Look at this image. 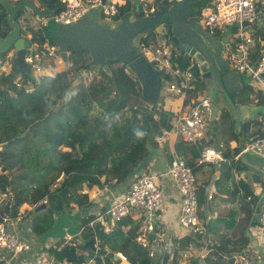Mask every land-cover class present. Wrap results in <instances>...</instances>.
<instances>
[{
  "label": "trees",
  "instance_id": "obj_1",
  "mask_svg": "<svg viewBox=\"0 0 264 264\" xmlns=\"http://www.w3.org/2000/svg\"><path fill=\"white\" fill-rule=\"evenodd\" d=\"M171 1L155 0L146 10L168 5ZM50 2L53 9L61 6L59 0ZM131 2L132 0H125L119 5V11L127 10ZM208 2L209 0H194L191 5L199 13ZM139 8L140 11L135 16L144 12L141 2ZM5 16L4 9L0 6V36L9 29ZM16 16V20L20 22V15ZM254 27L257 33H262L264 39V25ZM20 34L25 37L29 34V41L38 44L46 39L41 28H32L27 23L20 28ZM145 35L141 36L140 41ZM88 61L89 56L85 50L69 48L67 65L52 76L45 75L36 82L33 81L31 90H25V87L30 86V82L28 85L26 83L27 78L19 80V85L15 81L10 82L13 68L8 74L0 75V192H7L10 197L0 202L1 215L14 217L20 214L22 206L32 205L44 196L47 201L43 210H63L66 205L72 204L77 208L88 206L91 198L79 191L81 184L88 187L99 185L106 182L105 176L115 177V183L125 179L148 155V150L154 146L161 128L169 127L168 115L157 104L161 96L158 94L154 104L136 103V98L142 100L139 83L129 70L124 71L125 62L117 59L107 60L110 74L97 67L101 76L94 72L86 83L80 81L77 88H73L59 101L73 78V71H78L82 76L86 68L91 70L96 67L89 65ZM178 62L185 64V61ZM164 78H158L160 85ZM197 86L200 88L202 83L199 82ZM238 99L245 102L253 100L255 105L264 104V92L256 89L253 94ZM88 115L91 127L86 129ZM262 122L264 113L258 118H251L244 125L243 139L247 141L249 135L254 137L263 134L264 129L259 130ZM249 124L257 125V128L246 133ZM60 145L63 146L62 149H58ZM223 154L234 159L233 154L227 150ZM41 157L44 158L43 161ZM185 160L194 171V161ZM69 171L73 173L69 174L67 183L63 182L49 190L48 186L58 175ZM96 176L99 180L102 176V180L99 181ZM240 187L243 196L249 197L253 202L249 212L255 210L259 205L256 204L257 196L246 182H241ZM197 199L198 205L205 200L201 191L197 192ZM39 209L41 208L36 211ZM34 210L33 207L27 213L35 212ZM45 216L47 214L31 219L33 231L38 233L46 228ZM91 218L90 214L80 218L79 225L83 228L76 237L71 238L72 244L63 242L62 237L57 242L58 245L62 242L59 247L48 246L43 249L57 262L82 264L87 258H92V264H117L119 258L116 253L119 252L126 257V262L118 264H148L144 246L135 240L139 224L133 223L134 219L128 214L122 216L116 226L107 232L103 231L98 222L88 226ZM123 226L127 227L123 229ZM94 238L98 246L107 249L104 253H97L84 246L86 240L94 241ZM242 240L241 247L246 249V239L242 237ZM188 241L197 243L193 235L187 234L165 246L172 249L174 264H178L176 252L184 249ZM84 251L87 257L83 254ZM234 252L225 254L214 264H231Z\"/></svg>",
  "mask_w": 264,
  "mask_h": 264
},
{
  "label": "crops",
  "instance_id": "obj_2",
  "mask_svg": "<svg viewBox=\"0 0 264 264\" xmlns=\"http://www.w3.org/2000/svg\"><path fill=\"white\" fill-rule=\"evenodd\" d=\"M35 4L42 7L44 2L42 0H32ZM125 0H118L119 5L123 4ZM167 1V0H166ZM194 1V0H193ZM192 1V4H193ZM258 6L261 7L262 13L261 15L255 20L257 21V25L255 22L246 24L242 26L243 32V42L246 44L250 57L254 58L258 55V52L261 48L262 43L264 42L262 39V33H257L256 28L254 26H262L264 25V0H257ZM172 2V1H171ZM132 4V2H131ZM51 5V2H50ZM169 5V4H168ZM193 7V6H192ZM51 9L53 12V8L51 5ZM195 12V17L197 20L203 25V20L199 13H197V8L193 7ZM150 11V9H144V12ZM28 25L32 24V20H34L35 24L37 25L36 28L40 24H38L39 20L34 14H29L28 16H22ZM193 17L192 14L188 15V18ZM159 27V26H158ZM203 27H205L203 25ZM21 28V27H20ZM156 28V27H155ZM209 27H206V29ZM212 31H226L231 30L234 32L237 30L235 25H228L224 27L222 30L217 29H210ZM221 32V33H222ZM149 33V32H148ZM147 34V33H146ZM30 36V35H28ZM26 36L27 38H29ZM144 36V35H143ZM235 36V35H234ZM231 42V46L233 48L236 39H229ZM172 47V46H171ZM173 48V47H172ZM176 50V49H175ZM174 51L176 54L177 60L182 62L192 61L191 59H185L181 57L177 51ZM226 52V51H225ZM226 55V54H225ZM42 70L45 75H53V71L61 70L64 65L61 62H54L51 64H47V60H42ZM44 75V76H45ZM163 72H161V79L163 78ZM89 78V77H88ZM168 80L169 78L165 76L163 83H161V87L165 86V89L168 91L161 92L159 89V95L161 96V100L157 103L165 112L166 116L168 115V125L167 129L164 127L161 128L159 136L156 137V141L154 146H151L148 150L149 158L147 161H143L141 165H139L134 171L128 175L125 179L115 183V177L107 178L105 176L106 182L104 184L107 185V189L104 192L98 190L94 199H90L91 206H95L98 209L95 213H90V217H92L88 221V226H91V223L100 222V218H103L109 230L113 226H116L117 222H111L110 219L105 215V211L109 207L111 201L110 191L113 194L124 193L130 182L133 181L136 177L143 173H150V174H158L157 181L158 187L161 191V201L160 206L157 210L151 215H147L145 211H141L140 209H131L128 215L134 219L133 223H138L139 227L142 224L146 223L147 221H152L154 223V229L151 230L153 234V238L147 239V247H144L146 250H151L152 256L149 257L148 255V264H163L162 263V254L164 251L165 246L171 245L173 240L182 238L187 234L185 228H183L178 222V213H179V205H180V195L178 194L173 182L163 174V172L167 166V164L173 158H181L187 159L191 162L194 161L195 156L197 155L200 147L202 144L209 145H217L221 143L224 147V150H227L230 154H235V148H238V138L235 134V131L232 127V114L225 113L226 115L223 117H218L217 115H213L211 113L210 108V115L207 117V122L205 126V140L201 141L200 143H187L182 140L178 134H176L173 130L171 131V124L173 118L176 114L180 112H185L189 103L190 99L188 95H195L197 92H203L208 98L209 95L205 91L204 79L198 77L194 82V85L199 82L202 83V86L199 88L196 84V87L193 85L192 88L189 90L186 96L182 98L180 95H175L168 89ZM206 82V81H205ZM164 84V85H163ZM206 86V85H205ZM253 87L247 89L243 88L242 91L237 94L236 99L233 100L234 104H252L255 105L253 100L251 102L240 101L238 97H247L249 94H253L256 90L255 85ZM210 99V98H209ZM212 103V101L210 100ZM154 104V103H153ZM219 111L220 109V100L215 102ZM260 110L262 112L256 113L252 115L247 122L253 117H259V115L264 113V104H259ZM218 113V112H217ZM155 118L157 117L154 115ZM247 122L244 124L246 125ZM257 125H248V129L246 133H250L251 131L256 130ZM264 129V122L260 125L259 130ZM163 130H167L163 132ZM243 135L240 136L241 144L246 142L243 138L245 137L244 126H242ZM252 137V135L247 136V138ZM185 146V147H184ZM191 147H193L191 149ZM245 162L254 164L259 166L264 171V159L257 155L254 152L247 151L245 156ZM234 160V159H233ZM186 161V160H185ZM235 162L241 164L239 162V158H235ZM194 169V180H195V187L196 193L201 191L204 196L205 200L202 202L201 205H198V216L201 223L204 226V230L206 232V237L208 238V242L203 243L199 239V237L193 235L195 237V241L197 243H192L190 241L187 242L185 248H181L180 251L176 252V258L178 264H214L215 261L219 260L225 254L234 251H244L248 254L253 262V264H264V256L260 257V254L256 251V249L252 246V244L248 241L247 230L251 235L255 234L257 242L254 243L260 247L264 251V224H262L257 217L256 210H250L249 208L253 204L250 201L249 197H244L241 192L240 183L246 182L248 186L253 191V194L256 196L264 190V177H259L257 180H251V172L250 168H246L242 166L241 168H237L235 166L227 165L222 170L218 168H214L212 165L208 163L203 165H195ZM237 175V176H235ZM102 180V176L100 177ZM263 184V185H262ZM211 192V197H206V192ZM249 202L248 204L246 202ZM27 205V204H26ZM70 208L74 209V214L78 212L77 207L71 205ZM24 209V212L17 218V222L14 224V227L9 226L7 230L13 233L18 239L24 240L29 244V249L27 251H23L20 253L11 254L5 248H0V264H35L34 260L38 256H42L43 254L48 260H50L53 264H67V262H57L55 261L46 250L48 246H56L59 247L61 243L55 242L53 244L45 245L42 243L40 247H33V245L28 240V236L30 234L29 231H32V234H37L36 231H33L30 225V221H28L30 214L27 213V207L22 206L20 208ZM85 214V215H88ZM82 215V216H85ZM102 215V217H100ZM81 216V217H82ZM28 221V222H27ZM80 220H78V226L75 233L69 234L71 238L74 236L76 237L82 230L83 227L79 225ZM80 226V227H79ZM20 227V228H19ZM127 226H123V229ZM138 227V228H139ZM260 227V228H258ZM103 229V227H102ZM248 231V232H249ZM258 231H261V239L258 240ZM68 235V234H66ZM254 236V235H253ZM242 237L246 239V249L245 247H241L243 244ZM79 239V238H78ZM94 242L97 240L94 238ZM202 245V246H201ZM98 246V245H97ZM100 247V246H99ZM101 248V247H100ZM105 248V247H104ZM103 248V250H104ZM102 249V248H101ZM171 249V248H170ZM105 252V250H104ZM172 252V249H171ZM171 252L166 259L164 264H174L171 257ZM183 253L186 256H183ZM220 256V257H218ZM218 257V258H217ZM125 263V262H122Z\"/></svg>",
  "mask_w": 264,
  "mask_h": 264
},
{
  "label": "built area",
  "instance_id": "obj_3",
  "mask_svg": "<svg viewBox=\"0 0 264 264\" xmlns=\"http://www.w3.org/2000/svg\"><path fill=\"white\" fill-rule=\"evenodd\" d=\"M14 2L16 0H8ZM61 6L54 9L48 18L56 22L70 23L84 14L90 7L100 6V15L103 19L113 20L119 16L118 0H59ZM170 1V0H167ZM203 23L207 24L210 29L222 30L228 25L239 24L235 31L234 50H228L226 58L231 68L242 74H249L255 82V88L264 92V46L260 48L258 55L252 59L249 50L243 42V28L241 23L248 21L253 23L262 13L261 7L258 6L257 0H211L207 7ZM152 10V8H150ZM40 21L38 22V24ZM208 29V28H207ZM212 31V30H211ZM31 47L26 49L24 59L29 64L30 73L33 72V78L30 86L25 90H31L33 81H37L46 73L42 70V60H47L49 64L61 62L58 47L48 40H44L40 44L31 43ZM141 53L145 58L158 66V71L169 78L168 89L175 95L182 98L187 95L194 85L199 75L195 73L196 65L193 61L185 62L181 65L174 54L170 43V35L167 30L159 26L153 28L140 41ZM14 61V49L0 53V75L8 74L12 68ZM128 72L127 67L124 68ZM164 77V76H163ZM20 84L18 80L15 81ZM190 103L185 112L176 114L171 124L173 130L178 136L187 143H200L205 138V126L207 117L210 115V100L203 92H197L195 95H188ZM167 130H163L166 132ZM1 148V145H0ZM223 145L202 144L197 155L194 158L195 165H203L206 163H222L228 158L223 154ZM254 152L264 159V133L250 137L233 156L238 157L243 152ZM160 174L166 175L174 184L178 194L180 195V205L178 213L179 224L187 230L191 235L199 237L203 243L208 242L204 226L198 216V199L195 187L194 172L192 167L181 158H173L166 166L165 170ZM158 174L143 173L130 182L124 193L113 194L110 191L111 201L107 210L104 212L111 222H117L120 218L129 213L133 208L145 211L147 215H151L158 209L161 201V191L158 187ZM237 176V175H235ZM57 185L54 182L50 190ZM103 191L108 190L106 184H101ZM85 192V190H82ZM89 197L93 199L96 192H89ZM6 197L5 192H0V200ZM206 197H211V192H206ZM46 196L38 200V203H46ZM256 214L258 220L264 224V203L258 205ZM102 217V215L100 216ZM0 248H5L11 254L21 251H27L29 244L18 239L7 228L15 223L14 217L0 214ZM14 223V224H13ZM100 225L104 231H109L103 218H100ZM93 224V223H91ZM152 221H147L137 229L135 240L144 247H147V239L152 230ZM260 228V227H258ZM258 240L261 239V231H258ZM255 235V234H254ZM260 241V240H259ZM63 242L71 243V236L65 235ZM202 246V245H201ZM104 250H106L104 248ZM151 250H147V255L152 256ZM35 258V264H53L43 254ZM119 258L118 263L126 262V257L121 253H116ZM183 256H186L183 253ZM92 258H88L82 264H92ZM73 264V263H67ZM231 264H253L251 258L244 251L234 252Z\"/></svg>",
  "mask_w": 264,
  "mask_h": 264
},
{
  "label": "water",
  "instance_id": "obj_4",
  "mask_svg": "<svg viewBox=\"0 0 264 264\" xmlns=\"http://www.w3.org/2000/svg\"><path fill=\"white\" fill-rule=\"evenodd\" d=\"M42 7L35 4L32 0H0V6L5 12V23L9 27L7 32L0 36V53L14 49V64L10 75L12 82L19 72L30 74L29 64L24 56L26 49L31 47V42L24 35L20 34V24L16 20V15L28 16L34 14L42 22V31L48 40L56 44L59 49V55L64 65L67 64L68 49L76 51L85 50L89 56V65H94L105 73L110 74L107 63L109 59H117L125 62L128 70L135 76L139 83L140 96L148 104L155 103L159 89L161 87L158 80V66L151 64L141 53L140 38L142 35L150 32L153 28L162 26L170 35L171 46L177 53L185 59H191L195 62L196 68L201 79H205V85L208 88V95L211 113L218 117L225 116L226 112L232 114V127L238 138V148L241 147L240 136L243 135L242 126L254 114L262 112L260 106L248 104H234L237 94L243 88H251L253 79L248 78V74H242L231 68L225 55V51L234 48L229 39H234V32L226 30L224 32H215L203 27L195 17L192 8L193 0H172L169 5L157 6L153 12H143L135 16L140 11V0H132L129 8L121 12L117 19H103L100 15V6L90 7L75 21L70 23L56 22L52 19H46L52 13L50 0H42ZM105 0H100L103 3ZM144 11V9H143ZM192 14L193 17L188 18ZM243 21L241 26L249 24ZM239 24H235L237 28ZM222 32V33H221ZM264 41V40H263ZM264 46V42L261 48ZM87 75L89 70L85 69ZM264 76L263 73H261ZM81 80L78 71H73V78L64 89L60 100L62 101L72 88H77ZM220 100V110L215 102ZM218 112V113H217ZM209 145V143H208ZM246 152L241 153L239 163L232 159L222 163H208L214 168L222 170L227 165L241 168L242 166L250 168L251 180L264 177V171L251 163L245 162ZM264 203V190L257 195L256 204ZM44 204L36 206L43 208ZM1 222V219H0ZM152 229L154 223L152 222ZM249 228L247 230L248 241L260 254L264 256V251L258 247L255 235H251ZM153 238V234H149ZM84 246L97 253H104L101 248H96L91 240H86ZM171 252L170 247H165L162 254V263L166 262Z\"/></svg>",
  "mask_w": 264,
  "mask_h": 264
},
{
  "label": "rangeland",
  "instance_id": "obj_5",
  "mask_svg": "<svg viewBox=\"0 0 264 264\" xmlns=\"http://www.w3.org/2000/svg\"><path fill=\"white\" fill-rule=\"evenodd\" d=\"M211 0H209V2H210ZM140 2H141V6H142V8H144V9H146L147 8V6L149 5V4H153L154 2H155V0H140ZM208 2V3H209ZM208 5V4H207ZM207 5L206 6H204V7H202V9H201V11H200V13H199V16H201V18H203L204 17V15H205V13H206V11L208 10L206 7H207ZM17 17V16H16ZM49 16H46V19H51V18H48ZM18 18H19V16H18ZM19 20H20V22H19V24H20V27H24L25 25H26V21H25V19H23L22 17H20L19 18ZM39 21H40V19H38ZM53 20V19H52ZM30 22H32V24H30V26L32 27V28H36V24H35V22H34V20H32V21H30ZM41 22V21H40ZM255 24L257 25V21L255 22ZM204 26H205V28L206 27H208V25L207 24H203ZM158 28V27H157ZM27 36L29 35V34H26ZM175 50V49H174ZM176 51V50H175ZM228 53V50L225 52V54H227ZM47 64L49 65V63L47 62ZM97 67H94V68H92L91 70H89V72H88V74L87 75H82V78H81V80L80 81H83L84 83H86L87 82V80H88V77H90L92 74H94V72L97 74V75H99V76H101V74L99 73V69H97ZM55 72H57V71H55ZM54 71H53V75H54V73H55ZM249 75V74H248ZM33 72L32 73H30L29 75H27V74H25V73H22V72H19L17 75H16V77H15V81L16 80H21V79H25V78H27V85L29 84V82L31 81L30 79H32L33 78ZM248 78L250 79L251 77L250 76H248ZM252 79V78H251ZM252 83V85H255V82L254 81H252L251 82ZM204 85V87H205V91H206V93H208V88H207V85L205 86V79H204V83H203ZM164 85V84H163ZM28 90V89H27ZM73 90V88L72 89H70V91H72ZM69 91V92H70ZM160 91L161 92H163V91H166L167 93H168V91L165 89V86L164 87H162L161 89H160ZM143 100V99H142ZM142 100H139L138 98H136L135 99V102L136 103H138V102H144V104H145V102L146 101H142ZM95 110H93V112H94ZM91 112L89 111V114H90ZM87 123H88V128L86 127V129H89L90 127H91V121H90V116L88 115L87 116ZM63 148V146L62 145H60V146H58V149H62ZM149 158V155H147L143 160H142V162L143 161H147V159ZM41 160L43 161L44 160V158L43 157H41ZM142 162H140L139 164H138V166L139 165H141V163ZM137 166V167H138ZM73 173V171H69V172H67V173H65V174H62V178H61V180H60V183H67V181L69 180V178H70V176H69V174H72ZM59 176H61V175H59ZM58 176V177H59ZM103 182V181H102ZM104 183V182H103ZM81 190H85V192H86V194H87V196L89 197L90 195H89V192H92V191H95L96 192V194H97V192H98V190H100L101 192H104L101 188H100V186L99 185H92V186H90V187H88V186H86L84 183L83 184H81V188H80ZM94 199V198H93ZM40 204H43V203H36V204H33V205H31V204H27V205H24L25 206V208L27 207V210L28 211H30L33 207H34V209L36 208V206H38V205H40ZM73 205V204H72ZM110 205V204H109ZM23 210L24 209H21V211H20V216L22 215L21 214V212L23 213ZM35 212H32V213H29L30 214V216H29V218L30 219H28V221H30L31 222V219H33L34 217H37V216H43V215H46L47 214V216H45V226H46V228L43 230V231H40V232H38L37 234H32V231H29L30 232V234H29V236H28V240L30 241V243L33 245V247H40L41 245H42V243L43 244H45V245H49V244H53V243H55V242H58V240H59V238H62V237H64L66 234H74L75 233V231L77 230V224H78V220H80V218H81V216L82 215H85V214H88V212H90V213H95V212H97L98 211V209L97 208H95V206H91V205H88V206H83V207H80L79 209H78V212L76 213V215L74 216V215H72V214H74V209H72V208H70V206H65V208H63V210H60V209H54V210H50V209H48V210H43V208H41V209H39L38 211H36V209L34 210ZM142 211V210H141ZM23 216V215H22ZM48 217V218H47ZM109 218V217H108ZM13 221H14V223H16L17 222V220H15V219H13ZM27 221V222H28ZM13 223V224H14ZM12 227H14V225L12 226ZM20 228V227H19ZM256 237V236H255ZM106 249V248H105ZM107 250V249H106ZM21 252H23V251H21ZM18 253H20V252H18ZM86 257H87V254H86V252L84 251V253H83ZM248 255V254H247ZM249 256V255H248ZM250 257V256H249Z\"/></svg>",
  "mask_w": 264,
  "mask_h": 264
},
{
  "label": "clouds",
  "instance_id": "obj_6",
  "mask_svg": "<svg viewBox=\"0 0 264 264\" xmlns=\"http://www.w3.org/2000/svg\"><path fill=\"white\" fill-rule=\"evenodd\" d=\"M121 13V12H120ZM24 19V18H23ZM117 19V18H116ZM255 22V21H254ZM40 25L38 26V28H41V30H42V22H40L39 23ZM250 24V23H249ZM43 32V31H42ZM168 32V31H167ZM217 32V31H216ZM29 37V36H28ZM27 38V37H26ZM45 40H48L47 38L45 39ZM49 41V40H48ZM33 42H35V41H33ZM33 42H31V43H33ZM51 42V41H50ZM53 43V42H52ZM32 45V44H31ZM56 45V44H55ZM15 57V56H14ZM61 58V57H60ZM15 60V59H14ZM193 61V60H192ZM194 62V61H193ZM52 63V62H51ZM61 63H63L62 62V59H61ZM195 63V62H194ZM13 64H14V61H13ZM64 65V64H63ZM67 65V64H66ZM65 66V65H64ZM13 68V67H12ZM128 69V68H127ZM89 70V69H88ZM159 72L160 73H158V71H157V74H158V77H161V71L159 70ZM195 73H196V75L198 74L199 75V73H198V70H197V68H195ZM84 75H86L85 74V72H84ZM165 77V76H164ZM163 77V78H164ZM199 77H200V75H199ZM81 78H82V76H81ZM13 81H15V80H13ZM196 81V80H195ZM26 88V87H25ZM210 100V99H209ZM211 103V102H210ZM0 145L2 146V144L0 143ZM208 145V144H207ZM241 146H242V144H241ZM0 150H1V148H0ZM238 150H239V148H238ZM239 156V155H238ZM233 158H234V160H235V157L233 156ZM228 160H229V158H228ZM227 160V161H228ZM233 160V159H232ZM61 176H57L56 178H55V180L48 186V188H49V190H50V187H51V185L54 183V182H56L57 183V185L55 186V187H53V188H56L57 186H59L61 183H60V180H61V178H62V174H60ZM97 177V179L99 180V177L98 176H96ZM100 181V180H99ZM101 184H104V183H101ZM101 184H99V186L101 185ZM51 190H53V189H51ZM80 192H82V193H85L86 194V192H83L81 189L79 190ZM6 193V197L5 198H3L2 200H6V199H9L10 197H9V193H7V192H5ZM2 200H0V202L2 201ZM38 202V201H37ZM37 202H35L34 204H36ZM44 205H45V203H43ZM261 204V203H260ZM33 205V204H32ZM19 216H20V214H17L16 216H14V218H15V220L17 219V218H19ZM10 217V216H9ZM99 223V222H98ZM100 224V223H99ZM104 231V230H103ZM105 232H107V231H105ZM94 244V246H95V249L96 248H100L99 246H97L98 244H97V242H94L93 243ZM94 251V250H93ZM88 259V258H87ZM86 259V260H87Z\"/></svg>",
  "mask_w": 264,
  "mask_h": 264
}]
</instances>
